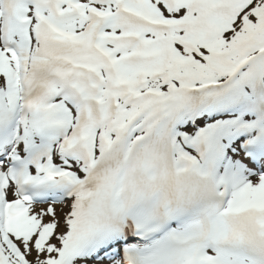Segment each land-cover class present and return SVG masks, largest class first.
<instances>
[{
	"label": "snow or ice",
	"instance_id": "obj_1",
	"mask_svg": "<svg viewBox=\"0 0 264 264\" xmlns=\"http://www.w3.org/2000/svg\"><path fill=\"white\" fill-rule=\"evenodd\" d=\"M0 264H264V0H0Z\"/></svg>",
	"mask_w": 264,
	"mask_h": 264
}]
</instances>
